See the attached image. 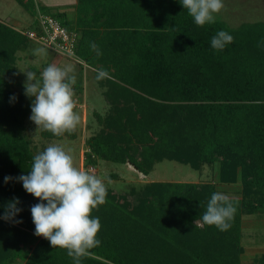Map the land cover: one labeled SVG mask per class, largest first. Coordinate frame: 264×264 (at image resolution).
I'll return each mask as SVG.
<instances>
[{
  "label": "trees",
  "instance_id": "obj_1",
  "mask_svg": "<svg viewBox=\"0 0 264 264\" xmlns=\"http://www.w3.org/2000/svg\"><path fill=\"white\" fill-rule=\"evenodd\" d=\"M15 1L32 15H53L75 34L71 54L43 46L49 51L43 68L55 64L52 58L73 59L78 103L86 76L101 89L106 108L92 112L97 128L84 140L86 171L99 161L129 162L145 176L163 160L199 173L209 167L208 180L200 182L148 181L121 190L105 184V203L90 213L100 218L101 243L81 264H264V253L251 262L241 258L250 236L243 219L264 221V22L231 26L215 17L199 26L178 0H76L72 20L35 0ZM28 28L0 21V214L13 198L22 209L0 218V264H73L67 249L34 234L30 208L39 198L16 179L45 149L28 132L32 98L14 89L19 52L36 43L21 32ZM222 29L234 40L215 50L210 38ZM43 68L33 71L39 76ZM98 69L109 75L96 80ZM43 134L61 139L47 129ZM6 175L12 177L7 183ZM230 185L238 189L227 194L217 188ZM217 191L236 208L226 231L201 220ZM260 233L255 239L264 247V228Z\"/></svg>",
  "mask_w": 264,
  "mask_h": 264
},
{
  "label": "clouds",
  "instance_id": "obj_2",
  "mask_svg": "<svg viewBox=\"0 0 264 264\" xmlns=\"http://www.w3.org/2000/svg\"><path fill=\"white\" fill-rule=\"evenodd\" d=\"M199 26L215 22L214 13L223 7V0H178ZM234 37L226 30H219L210 38V46L223 50ZM90 47L97 55L101 51L94 42ZM71 65L60 67L54 63L45 66L37 76L26 71L25 95L32 98L30 119L55 135L72 131L79 122L74 111L73 85L76 77ZM105 69H98L96 80L107 77ZM34 81V82H33ZM16 100L15 94L10 102ZM11 176H5L7 183ZM16 179L22 182L26 192L39 198L30 212L35 225L34 234L43 235L54 247L65 248L73 258V264H81V257L88 250L100 245L97 233L101 228L100 218L91 216L94 208L105 203L107 188L103 180L80 170L73 164V157L61 146L51 144L32 158L30 171ZM19 198H13L4 206L0 218L9 220L22 211ZM236 208L223 192H213L201 217L204 224L215 225L220 231L230 228ZM16 223L22 222L20 219Z\"/></svg>",
  "mask_w": 264,
  "mask_h": 264
},
{
  "label": "rangeland",
  "instance_id": "obj_3",
  "mask_svg": "<svg viewBox=\"0 0 264 264\" xmlns=\"http://www.w3.org/2000/svg\"><path fill=\"white\" fill-rule=\"evenodd\" d=\"M48 1H60V0H45L40 2L35 0L37 4H46ZM67 2L63 0V3ZM55 3V2H54ZM51 3V6H55ZM56 4L60 6H69L67 3ZM55 9V8H52ZM34 15V17H33ZM26 11L15 0H0V21L13 26L16 25L20 28H35L36 24L28 26L24 21L37 20V12L33 14ZM214 16L220 18L230 24L231 26L238 25L243 22H264V0H223V7L218 13H214ZM22 17V18H20ZM17 23L15 24V22ZM47 51L41 44L34 43L30 49L19 52V60L17 62V74L20 85L14 87L16 91L24 88V82L26 80V71L43 68V63L46 62V58L49 56ZM55 57L53 54L50 56ZM57 59V58H56ZM55 64L60 67L71 65L73 72L75 71L76 63L73 59L63 57L57 59L52 58ZM87 75L90 76L88 71ZM34 82V81H33ZM85 94L84 99L78 103L75 107V112L79 115V122L72 131H64L61 133V139L47 138L43 134L45 128L42 125H36L31 119H29L28 132L32 138L33 144L41 149L51 144L61 146L66 152L73 157V164L80 170H85L83 166L82 151H84L85 145L83 141L86 137L97 128V123L92 115L93 111L103 112L106 108V101L101 94V89L98 87L96 81L92 77H85ZM84 113V114H83ZM87 124H90L89 128ZM75 133V137H70L72 133ZM134 167V166H133ZM132 164H116L111 162L99 161L96 168H88L91 174H96L100 177L105 184L111 185L116 190H121L124 186L129 187L131 184H139L148 181H169V182H200L208 180L210 176L209 167H205L202 173L189 167L187 164H182L176 161L163 160L154 165L152 171L143 176L141 172L136 170L132 171ZM216 170V168H215ZM214 170V171H215ZM216 172V171H215ZM116 173L119 179H112L109 174ZM213 177V173H212ZM221 186L217 188L220 189ZM227 194L238 189L235 187L224 188ZM242 227L246 236L244 238V252L241 258L244 262H251L254 257L264 253V247L260 245L255 239L256 233L262 232L264 228V221L262 219H256L252 217H246L242 221ZM261 234V233H260Z\"/></svg>",
  "mask_w": 264,
  "mask_h": 264
},
{
  "label": "built area",
  "instance_id": "obj_4",
  "mask_svg": "<svg viewBox=\"0 0 264 264\" xmlns=\"http://www.w3.org/2000/svg\"><path fill=\"white\" fill-rule=\"evenodd\" d=\"M25 35L33 41L49 48L53 51L62 54H71L75 34L68 32L51 14H43L37 12V25L36 28H28L22 30ZM75 104H78V99L73 98Z\"/></svg>",
  "mask_w": 264,
  "mask_h": 264
},
{
  "label": "crops",
  "instance_id": "obj_5",
  "mask_svg": "<svg viewBox=\"0 0 264 264\" xmlns=\"http://www.w3.org/2000/svg\"><path fill=\"white\" fill-rule=\"evenodd\" d=\"M40 2H44L45 0H39ZM67 2H64L63 3V0H60V1H54V2H50V1H48L46 4L44 3V5L45 6H48V7H51V8H55V9H58V10H65L66 11V16H67V18L68 19H74V17H75V9H74V7H73V5L76 3V0H66ZM51 3H54L55 4V6H51ZM60 3H63V4H65V3H67L66 5H69V6H60V5H56V4H60ZM33 17H34V15H33ZM20 18H22V17H20ZM26 24H28V25H32V24H34L35 23V19L33 18L32 20H26L25 19V21H24ZM17 23V21L15 22V24ZM14 26H16V25H14ZM83 144H84V141H83ZM82 158H83V151H82ZM125 164H131V163H129V162H126ZM132 168L134 169V170H136L133 166H132ZM131 168V169H132ZM133 169H132V171H133ZM143 176H145V175H143ZM147 176V175H146ZM215 179V178H214ZM218 187V186H217ZM227 187H233V186H221L220 187V189L219 190H223V191H225V189L224 188H227Z\"/></svg>",
  "mask_w": 264,
  "mask_h": 264
}]
</instances>
